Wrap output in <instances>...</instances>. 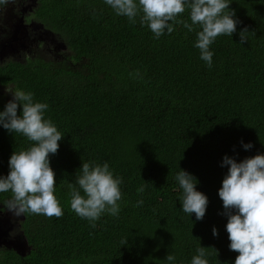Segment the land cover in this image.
<instances>
[{"label": "trees", "instance_id": "16d2710c", "mask_svg": "<svg viewBox=\"0 0 264 264\" xmlns=\"http://www.w3.org/2000/svg\"><path fill=\"white\" fill-rule=\"evenodd\" d=\"M229 7L242 23L232 37L216 38L208 67L194 47L199 25L189 31L181 22L191 23L187 9L157 39L139 16L135 23L117 16L104 0H37L34 19L65 49L1 63L0 85L46 102L45 118L64 134L51 156L63 215L23 214L30 249L24 256L2 249L0 264H166L169 252L190 264L200 243L209 264H233L238 252L228 248L218 196L227 172L221 162L225 154L239 161L264 153V0H232ZM241 139L254 147L244 150ZM31 143L0 127V175L9 172L12 152ZM82 161H107L123 177L119 215L91 222L71 209L68 186ZM180 168L209 198L202 220L181 209ZM10 196L0 193V202Z\"/></svg>", "mask_w": 264, "mask_h": 264}, {"label": "clouds", "instance_id": "9594fccd", "mask_svg": "<svg viewBox=\"0 0 264 264\" xmlns=\"http://www.w3.org/2000/svg\"><path fill=\"white\" fill-rule=\"evenodd\" d=\"M13 0H0V11ZM117 16H126L131 22L146 25L155 38L171 33L177 16L187 9L191 23L181 21L189 31L199 25L194 47L200 50V59L208 67L213 64L214 52L210 46L219 35L233 36L242 21L230 9L232 0H104ZM172 22V23H170ZM247 27L239 31L240 44L248 38ZM12 98L0 110V127L9 133H19L32 143L23 150H14L9 157V172L0 175V193L10 192L9 199L0 202L19 217L24 214H42L48 217L63 215V208L56 191V173L51 166V156L57 154L64 134L50 119L45 118L49 108L46 102L34 99V93L24 89L9 91ZM22 106L20 114L18 108ZM244 150H251V141L240 140ZM222 167L227 172L218 189L222 200V215L227 217L228 248L238 252L233 264H264V153L258 152L242 160L224 155ZM181 189L178 199L181 209L197 221L205 217L209 198L198 190L199 183L185 169L175 174ZM123 177L116 176L107 161L101 163L82 161L74 183L69 184L70 207L81 218L95 222L105 213L119 215L122 198L120 185ZM143 191V189H141ZM143 203V201H140ZM213 236L219 235L216 226ZM122 243L126 244L127 239ZM208 247L201 243L191 257L190 264H209ZM218 252V250H217ZM166 264H182L173 252L164 259Z\"/></svg>", "mask_w": 264, "mask_h": 264}, {"label": "rangeland", "instance_id": "374dc122", "mask_svg": "<svg viewBox=\"0 0 264 264\" xmlns=\"http://www.w3.org/2000/svg\"><path fill=\"white\" fill-rule=\"evenodd\" d=\"M37 0H13L0 11V64L8 60L24 61L27 55L45 53L59 55L65 49L62 38L34 19ZM15 91L9 85H0V100H10ZM23 214L15 216L0 206V250H15L19 255L28 253L30 246L20 224Z\"/></svg>", "mask_w": 264, "mask_h": 264}, {"label": "water", "instance_id": "95a60500", "mask_svg": "<svg viewBox=\"0 0 264 264\" xmlns=\"http://www.w3.org/2000/svg\"><path fill=\"white\" fill-rule=\"evenodd\" d=\"M15 251V250H14Z\"/></svg>", "mask_w": 264, "mask_h": 264}]
</instances>
